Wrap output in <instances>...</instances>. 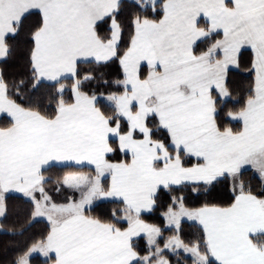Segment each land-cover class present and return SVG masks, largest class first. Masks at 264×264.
<instances>
[{"label":"snow or ice","instance_id":"1","mask_svg":"<svg viewBox=\"0 0 264 264\" xmlns=\"http://www.w3.org/2000/svg\"><path fill=\"white\" fill-rule=\"evenodd\" d=\"M121 2L0 0V60L10 55L9 39L36 10L40 21L31 32L29 58L33 88L43 80L59 85L49 116L39 110L42 100L25 107L11 98L0 71V114L9 122L0 127V216L3 193L14 189L34 203V217L46 216L51 225L46 238L33 243L15 264H29L35 252L54 253L53 264H169L157 240L161 229L141 218L155 208L161 190L182 191L174 186L183 185L207 193L229 177L235 184L245 166L264 181V0H161V18L134 17L124 50L117 19ZM135 3L156 12L158 0ZM106 18L109 34L101 36L98 24ZM201 18L206 27L200 26ZM214 33L222 39L197 54V42ZM245 46L254 54L255 83L244 108L227 113L243 122L242 130L234 132L219 126L212 92L229 96L227 70L238 63ZM114 59L123 78L113 83L122 91L107 96L114 115L106 116L97 107V95L83 91L86 82L102 77L81 75L79 65ZM68 79L72 102L64 99ZM109 154H130L131 161L113 163ZM50 161L94 165V176L68 173L62 178L79 199L54 201L43 175ZM106 176L111 179L107 187L102 183ZM238 189L228 206L190 209L183 195L172 196L164 215L176 234L164 248L183 249L192 264H264V193L253 194L242 182ZM110 197L122 201L126 228L85 214L94 200ZM185 217L202 226L201 241L189 245L180 238ZM141 234L147 237L148 255L141 256L134 245L133 238Z\"/></svg>","mask_w":264,"mask_h":264},{"label":"trees","instance_id":"2","mask_svg":"<svg viewBox=\"0 0 264 264\" xmlns=\"http://www.w3.org/2000/svg\"><path fill=\"white\" fill-rule=\"evenodd\" d=\"M158 0L156 12L151 9L147 11L138 7L135 2L122 0L120 13L117 17L123 28L121 50L126 49L130 42L131 35L134 32V26L132 20L135 16L139 15L144 17L148 16L150 19L161 18ZM40 21V15L38 13H30L26 15L23 20V27L19 34L14 39H9L8 43L11 47L10 55L0 60V71L3 72L5 82L9 86V94L11 98L15 99L17 103L22 106L29 107L34 106L33 103L36 100H42L40 111L42 114L53 115L56 107V100L53 99L56 96V89L59 85L40 83L37 88H33L34 81L31 77L30 71V51L33 47L31 41V32L34 27ZM201 27L207 25L200 21ZM110 20L105 19L98 24L97 31L101 36L109 34ZM216 39H221L220 34L212 35L209 38H205L201 42L197 43L195 51L197 54L204 51L210 46ZM246 59V67L244 71L230 70L227 72L225 86L229 92V100L222 102L218 99L217 95L212 92L213 98L217 101V109L220 112L217 122L219 126L223 128H231L234 132L241 130V125L238 122H233L227 116L228 112L238 113L241 111L249 95L252 94L254 88V76L251 71V55L248 52H243L238 58V62ZM80 73L83 75L85 72H92L93 75L102 77L100 80H93L86 82L83 91L97 95V107L106 115L113 116V107L105 103L101 98L107 97L111 93H117L122 91L115 83L116 80L123 78L122 71L118 60L109 61L106 64L95 63H80ZM143 75H147V69L143 67ZM24 81L21 84V81ZM108 81V84H104L103 81ZM65 91L64 99L68 102H72L71 83L72 80H64ZM9 126L8 119L5 117L0 118V127ZM124 124H122V127ZM111 162H129V157L120 154L118 157L111 154L108 157ZM186 161V166H190L187 163L188 158L182 157ZM194 159H191V163H195ZM71 168H56L51 167L43 171L45 179L48 181L45 184V189L53 197L57 203H65L68 198L73 197L77 199L79 193L64 189L60 186L62 177L73 171ZM239 184L242 182L245 186V190H251L253 194L260 195L264 193V184L251 170H243L238 177ZM105 187H107V179L102 181ZM175 188L183 189L182 191H176L169 193L164 189L158 193L159 199L155 208L148 214L142 215V219L149 224L156 225L161 229L162 235L157 238L159 247L163 249L162 256L169 264H192V260L182 253H170L164 250V244L166 241L176 234V230L173 228H165L164 213L167 210L168 205L171 203L172 196L183 195L185 197L186 207L190 209L199 208L204 205L208 206H228L234 199V193L232 191V184L230 177L223 179L222 182L216 183L207 193L201 188L197 193L191 190V187L177 186ZM59 189V191H57ZM5 212L0 219V264H15L17 258L22 255L33 243H36L48 235L50 229L47 223L44 221H33V205L31 202L18 197L8 195L4 198ZM124 205L121 202H101L90 207V210H86V215L91 217L100 218L104 222L116 223L118 227L126 228L127 222L123 219ZM115 214V215H114ZM180 238L185 244H193L197 241H201L203 237V230L200 226L193 223L181 222ZM137 251L141 256L148 255V246L144 237H139L133 240ZM154 250V249H153ZM54 261L53 258L42 260L39 257H32L29 259V264H51ZM213 264L215 262L213 261Z\"/></svg>","mask_w":264,"mask_h":264},{"label":"crops","instance_id":"3","mask_svg":"<svg viewBox=\"0 0 264 264\" xmlns=\"http://www.w3.org/2000/svg\"><path fill=\"white\" fill-rule=\"evenodd\" d=\"M128 1L135 2V0H128ZM31 13H38V12H37L36 10H33ZM201 21H203V22L207 25V21H206L205 18H201ZM213 35H215V33H214ZM220 36H221V39H222V34H220ZM204 39H205V38L201 39V40L198 41L197 43L201 42V41L204 40ZM243 52H248V53L251 55V68H250V69H251V71H252V73H253V76H254V83H255V71H254V69L252 68V60H253L254 54H253V52H252V50H251L250 48H248L247 46H245V47L241 48L240 52L238 53V58H239V56L241 55V53H243ZM220 56L222 57V53H220ZM246 62H247L246 59H243V61L241 60V61L238 62L236 65H230L229 68H228V70H227V72L230 71V70H241V71H244V68L247 66V65H246L247 63H246ZM81 63H87V62H81ZM92 63H95V62H92ZM95 64H96V63H95ZM143 67H145V68L147 69V72H148L147 65L145 64ZM120 68H121V67H120ZM121 71H122V69H121ZM122 75H123V74H122ZM41 82H42V83H47V84H53V83H55V82L47 81V80H43V81H41ZM213 93H215V94L217 95L218 99H220L222 102H225V101H228V100H229V96H227V97H222V96L219 94V91H218V90H215V89H214V90H213ZM101 99H102L105 103H107L108 105L112 106L111 102L107 100V97H104V98H101ZM112 107H113V106H112ZM2 117H5V118H6V115L0 114V118H2ZM230 120L233 121V122H238V123H240V125H241V130H242L243 122H242L241 120H238V119L234 120V119H231V118H230ZM110 155H111V154H109V156H110ZM122 155H124V154H122ZM124 156H125V155H124ZM128 157H129V163H130V161H131L130 154L128 155ZM192 159H194V158H192ZM194 160H195V159H194ZM51 167H56V168H71V169H74L73 171H70L69 173H82V174H86V175H90V176H94V175H95V172H94V165H90V164H88L87 161H84V162L79 163V164L76 163L75 161H50L48 165H45L44 170L49 169V168H51ZM244 170H251V171H252V172H253L258 178H260L259 173L256 172L254 169H252L251 166H245V169H244ZM242 171H243V170H242ZM67 174H68V173H67ZM65 175H66V174H65ZM104 179H107V186H108V185L110 184V182H111L110 176H106ZM104 179H103V180H104ZM230 179H231V184H232V191H233L234 196H235V195H237L238 192H239V189H238L239 182H238V179H237V180L235 181V184H234L233 179H232V178H230ZM260 180H261V178H260ZM261 181H262V180H261ZM262 182H263V184H264V181H262ZM60 185L62 186L63 184L60 183ZM233 185H234V187H236V190H235V191L233 190V189H234V188H233ZM180 186H182V185H180ZM174 187H177V186H174ZM62 188L67 189V190H70V191H74V190H72V189L67 188V187L64 186V185L62 186ZM3 195H4V198H5L6 196H8V195L21 197V198H23V199H25V200L31 202L32 205H33V208H34V203L31 201V199H30L29 197H26L23 193L17 192V191L14 190V189L9 190L8 192L3 193ZM37 195H38V194H37ZM77 199H79V196L77 197ZM101 202H121V203H122V201H121L119 198H111V197H110V198H101V199L94 200L91 206H93V205H95V204H97V203H101ZM91 206H90V207H91ZM148 213H150V212H146V213H144V214H148ZM144 214H142V215H144ZM1 218H2V216H0V219H1ZM32 220H33L34 222H35V221H44L45 223L48 224L49 229L51 228L50 222L47 220V217H46V216H44V217H34V210H33V214H32ZM125 222H126V221H125ZM164 222H165V228H168V229H169V227L167 226V220H166V218H165V215H164ZM181 222H188V223L197 224L198 226H200V227L202 228V226L199 225V223L196 222V221L183 220V221H181ZM173 229H175V227H173ZM139 237H144L145 240H146V236H145L144 234H141V236H139ZM139 237H134L133 240L136 239V238H139ZM32 257H39V258H41L42 260H47V259H49V258H53V259H54V253H50L48 257H45L43 254H41V253H39V252H35V253H32V254L30 255L29 259L32 258ZM51 264H53V262H52Z\"/></svg>","mask_w":264,"mask_h":264},{"label":"rangeland","instance_id":"4","mask_svg":"<svg viewBox=\"0 0 264 264\" xmlns=\"http://www.w3.org/2000/svg\"><path fill=\"white\" fill-rule=\"evenodd\" d=\"M64 177V176H63ZM62 177V178H63ZM61 181H62V179H61ZM61 181H60V183H61ZM61 186V185H60ZM63 186V185H62ZM61 186V187H62ZM233 188H234V185H233ZM183 220H188L186 217L185 218H183L182 219V221ZM167 226L169 227V228H173L174 226H169L168 225V223H167ZM146 243H147V237H146ZM148 246V245H147ZM164 250L165 251H168V252H170V253H182L184 256H186V257H188V258H190L191 260H192V257H191V254L190 253H187V252H185L183 249H176L175 251H173L171 248H168V249H165L164 248Z\"/></svg>","mask_w":264,"mask_h":264}]
</instances>
